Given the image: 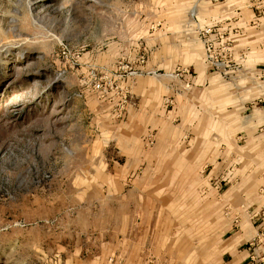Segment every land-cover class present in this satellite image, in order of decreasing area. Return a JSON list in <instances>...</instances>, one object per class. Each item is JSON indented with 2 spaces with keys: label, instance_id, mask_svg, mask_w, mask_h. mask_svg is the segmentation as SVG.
Instances as JSON below:
<instances>
[{
  "label": "rangeland",
  "instance_id": "1",
  "mask_svg": "<svg viewBox=\"0 0 264 264\" xmlns=\"http://www.w3.org/2000/svg\"><path fill=\"white\" fill-rule=\"evenodd\" d=\"M252 3L0 0V264L214 260L264 200Z\"/></svg>",
  "mask_w": 264,
  "mask_h": 264
},
{
  "label": "crops",
  "instance_id": "2",
  "mask_svg": "<svg viewBox=\"0 0 264 264\" xmlns=\"http://www.w3.org/2000/svg\"><path fill=\"white\" fill-rule=\"evenodd\" d=\"M252 1L251 8L244 7L240 14L242 19L250 18L248 23L244 22V32L253 22L254 26L250 27L255 30L251 31L249 38L253 48L259 49V41L264 38V0ZM260 53L264 56V49ZM238 210L236 216L231 214L230 221L220 222L223 230L220 232L219 249L209 264H264V240H260L264 233V200L257 199L252 205Z\"/></svg>",
  "mask_w": 264,
  "mask_h": 264
},
{
  "label": "built area",
  "instance_id": "3",
  "mask_svg": "<svg viewBox=\"0 0 264 264\" xmlns=\"http://www.w3.org/2000/svg\"><path fill=\"white\" fill-rule=\"evenodd\" d=\"M262 238H260V240H264V233L261 234Z\"/></svg>",
  "mask_w": 264,
  "mask_h": 264
}]
</instances>
